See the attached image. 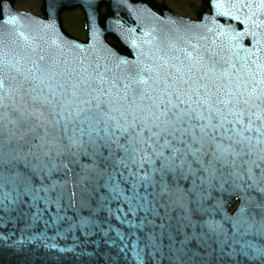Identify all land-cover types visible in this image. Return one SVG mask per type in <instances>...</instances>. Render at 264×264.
<instances>
[{"label":"snow or ice","instance_id":"obj_1","mask_svg":"<svg viewBox=\"0 0 264 264\" xmlns=\"http://www.w3.org/2000/svg\"><path fill=\"white\" fill-rule=\"evenodd\" d=\"M237 5L253 25L243 56L176 21L135 60L99 29L91 52L33 43L0 55V252L23 264H264V0Z\"/></svg>","mask_w":264,"mask_h":264},{"label":"water","instance_id":"obj_2","mask_svg":"<svg viewBox=\"0 0 264 264\" xmlns=\"http://www.w3.org/2000/svg\"><path fill=\"white\" fill-rule=\"evenodd\" d=\"M211 1L212 0H204L207 8H210ZM228 1L229 3L231 2V0ZM219 10L220 7L214 9L212 6L211 16L201 23H195L200 24L201 27L194 28L193 31L201 33L207 37L206 41L202 40L200 43H207L211 45L225 57H228L233 52H238L241 56H243L244 49L251 47L249 44L251 32L249 31L250 27L248 26L245 16L243 17L238 13L236 14L228 3L227 8H224L221 12H219ZM195 13L199 15L197 10ZM224 13H228V15H224ZM12 15L15 14L13 13L11 2L8 0H0V36H4V43L0 44V55L11 54L13 50H18V46H27L28 44L25 41V36L28 34V28L34 34L40 35L42 33V26L39 22H32L25 17H20V19L15 22L9 20L5 23V20ZM63 38L65 41L71 40L65 33H63ZM37 43H40L38 38ZM235 203H237L238 206L239 201H234L227 207L229 214L235 212L236 209L232 213L229 212V209ZM20 239H23L21 233L15 232L12 234L9 244L11 245L13 241ZM246 239H251V237H247ZM253 242L260 244L261 238L258 237ZM67 243H70V241H61L60 246H66ZM29 247H31V245H25V249ZM31 258L37 259L35 251H33ZM40 258L44 259V257ZM23 259V253L14 255L13 251L0 252V264H23ZM48 259L51 260L53 258L49 257Z\"/></svg>","mask_w":264,"mask_h":264},{"label":"flooded vegetation","instance_id":"obj_3","mask_svg":"<svg viewBox=\"0 0 264 264\" xmlns=\"http://www.w3.org/2000/svg\"><path fill=\"white\" fill-rule=\"evenodd\" d=\"M17 10L29 12L41 19L60 17L65 30L74 38L84 41L87 30L106 27L105 21L113 18L124 20L140 16L141 18L160 19L161 6L180 17H192L191 6L199 5L201 0H62L61 7L53 11L48 5L52 0H13ZM177 6L178 9L175 7ZM97 7L99 15L97 16ZM147 7L149 12L143 11ZM42 8L44 10L42 11ZM188 13L182 12V10ZM71 14V15H70ZM107 18V19H105ZM110 42V40H108Z\"/></svg>","mask_w":264,"mask_h":264},{"label":"rangeland","instance_id":"obj_4","mask_svg":"<svg viewBox=\"0 0 264 264\" xmlns=\"http://www.w3.org/2000/svg\"><path fill=\"white\" fill-rule=\"evenodd\" d=\"M196 2H198L199 0H195ZM176 9H178L177 8V6L175 7ZM182 10V9H181ZM182 12H184V13H188L187 11L185 12V10H182ZM71 15V14H70Z\"/></svg>","mask_w":264,"mask_h":264}]
</instances>
